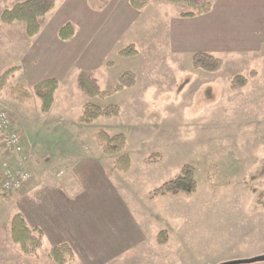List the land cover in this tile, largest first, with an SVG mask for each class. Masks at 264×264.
Instances as JSON below:
<instances>
[{"label": "rangeland", "instance_id": "374dc122", "mask_svg": "<svg viewBox=\"0 0 264 264\" xmlns=\"http://www.w3.org/2000/svg\"><path fill=\"white\" fill-rule=\"evenodd\" d=\"M22 1L0 0V16ZM137 2L138 9L131 0H57L34 41L23 24L0 22L10 37L3 41L20 44L17 60L4 63L20 72L0 95V109L11 115L27 157L20 163L5 154L0 134V165H24L31 176L10 197L0 184V264H54L48 253L60 244L73 250L68 264H224L264 256V0H210V12L191 19L182 17L183 4ZM67 23L76 33L62 41ZM131 45L135 56L119 55ZM196 52L223 59V69L195 70ZM47 63L51 71L42 74ZM128 70L136 87L107 99L90 100L78 87L81 73L107 90ZM238 75L248 85L233 91ZM43 77L60 82L50 114L32 93ZM19 84L30 99L14 97ZM87 102L117 104L121 114L82 124ZM100 132L124 135L123 152L106 155ZM123 155L131 159L126 173L116 169ZM186 165L196 170L195 194L154 195ZM16 214L44 232L36 257L11 240Z\"/></svg>", "mask_w": 264, "mask_h": 264}, {"label": "trees", "instance_id": "16d2710c", "mask_svg": "<svg viewBox=\"0 0 264 264\" xmlns=\"http://www.w3.org/2000/svg\"><path fill=\"white\" fill-rule=\"evenodd\" d=\"M170 4H183L188 11L182 14L183 18L191 19L198 15L210 12V0H167ZM57 0H25L15 4L11 9L5 10L0 16V22L5 26L23 24L25 36L33 39L39 35L41 30V19L51 13L56 6ZM131 5L138 9L137 0H131ZM76 33L73 23H67L59 30V38L62 41L71 40ZM137 51L134 47L128 46L119 52L122 57L135 56ZM112 64L109 63L108 66ZM192 66L195 70L207 73H218L223 69L224 60L209 53L196 52L192 55ZM18 67H13L0 77V95L7 90L8 84L15 77ZM78 87L90 100L96 98L107 99L127 89H133L137 85V75L128 70L118 78L117 84L107 90H101L96 80L87 73H81L77 78ZM248 85V80L241 75L236 76L231 82V89L239 91ZM60 83L57 79L51 78L42 80L33 87V95L40 101V110L43 114H49L55 104ZM12 93L18 100L24 101L32 97L23 84L13 87ZM121 114V108L117 104L102 107L93 102L84 105L80 122L90 125L97 120L113 119ZM98 140L106 155H117L123 152L126 146V138L122 134L110 136L106 132H100ZM131 168V159L123 155L116 162V169L120 172H128ZM198 190L196 170L190 165L182 168L181 172L172 180L165 182L155 190V196L166 195H193ZM11 240L16 244L22 253L28 257H36L41 249L44 240V232L40 228H30L25 217L16 214L11 222ZM159 243L165 244L164 233L159 236ZM49 259L54 264H68L74 260L75 255L69 244H60L53 247L48 253Z\"/></svg>", "mask_w": 264, "mask_h": 264}, {"label": "built area", "instance_id": "2783aa9c", "mask_svg": "<svg viewBox=\"0 0 264 264\" xmlns=\"http://www.w3.org/2000/svg\"><path fill=\"white\" fill-rule=\"evenodd\" d=\"M0 134L5 154L17 157L20 163L24 162L27 157L24 152L22 137L11 115L5 109H0ZM23 166L14 168L7 161L1 163L0 184L1 193L4 197H10L20 192L30 182V173Z\"/></svg>", "mask_w": 264, "mask_h": 264}, {"label": "crops", "instance_id": "0c3cea01", "mask_svg": "<svg viewBox=\"0 0 264 264\" xmlns=\"http://www.w3.org/2000/svg\"><path fill=\"white\" fill-rule=\"evenodd\" d=\"M7 37H8L7 34H4L3 32H0V77L6 71H8L9 69L13 68V67H8V68L7 67H4V63L6 62L5 60L7 58H9V59H16L17 60L16 56H18V55L15 54L16 53L15 51L16 50L18 51V48L17 47L20 45V44L17 45L15 42H10V41L6 42V40L3 41V39H6ZM37 37H38V35L35 38L29 39V40L34 41ZM8 38L10 39V37H8ZM49 65L50 64L47 63L45 67H43L41 69H38V70H40L42 74H45L47 72H50L51 69H50ZM15 67H18L19 68V71L18 72H20L19 65H16ZM32 70H33L32 73H35V76H38L40 74V71H37V68L36 67L33 68ZM18 72H16V73H18ZM51 78H53V77H43L40 81L46 80V79H51ZM40 81L36 82V84L39 83ZM56 98H57V96H56Z\"/></svg>", "mask_w": 264, "mask_h": 264}, {"label": "water", "instance_id": "95a60500", "mask_svg": "<svg viewBox=\"0 0 264 264\" xmlns=\"http://www.w3.org/2000/svg\"><path fill=\"white\" fill-rule=\"evenodd\" d=\"M259 261H264V256L258 257L256 259H252V260H242V261H237V262H229V263H224V264H247V263H255V262H259Z\"/></svg>", "mask_w": 264, "mask_h": 264}]
</instances>
